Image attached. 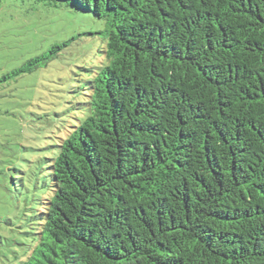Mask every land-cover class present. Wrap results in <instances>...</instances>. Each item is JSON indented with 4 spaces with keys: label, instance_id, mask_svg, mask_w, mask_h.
<instances>
[{
    "label": "trees",
    "instance_id": "trees-1",
    "mask_svg": "<svg viewBox=\"0 0 264 264\" xmlns=\"http://www.w3.org/2000/svg\"><path fill=\"white\" fill-rule=\"evenodd\" d=\"M35 1L105 42L19 264H264V0Z\"/></svg>",
    "mask_w": 264,
    "mask_h": 264
},
{
    "label": "rangeland",
    "instance_id": "rangeland-1",
    "mask_svg": "<svg viewBox=\"0 0 264 264\" xmlns=\"http://www.w3.org/2000/svg\"><path fill=\"white\" fill-rule=\"evenodd\" d=\"M103 20L72 6L3 0L0 10V264H19L36 243L49 165L60 137L84 118L80 103L102 57ZM73 39L33 72L29 59Z\"/></svg>",
    "mask_w": 264,
    "mask_h": 264
}]
</instances>
